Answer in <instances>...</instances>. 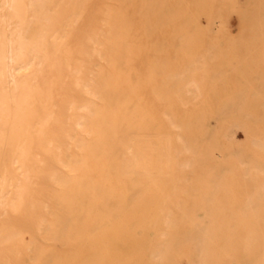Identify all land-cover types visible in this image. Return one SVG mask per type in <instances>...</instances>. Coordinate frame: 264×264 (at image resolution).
Segmentation results:
<instances>
[{"label":"bare ground","instance_id":"obj_1","mask_svg":"<svg viewBox=\"0 0 264 264\" xmlns=\"http://www.w3.org/2000/svg\"><path fill=\"white\" fill-rule=\"evenodd\" d=\"M166 2L0 0V264H264V114L239 85L226 102L223 85L160 79L177 21L225 31L199 23L207 1ZM205 111L226 127L217 160ZM236 175L257 185L235 200Z\"/></svg>","mask_w":264,"mask_h":264},{"label":"rangeland","instance_id":"obj_2","mask_svg":"<svg viewBox=\"0 0 264 264\" xmlns=\"http://www.w3.org/2000/svg\"><path fill=\"white\" fill-rule=\"evenodd\" d=\"M204 1H207L208 9L217 10L219 15L214 17L208 9L203 10L199 14V23L206 26L214 22L216 29L224 27L225 31L221 34H201L197 29L191 28L180 31L181 22L177 21L175 25L179 33L161 40L162 45L159 50L154 51L156 55L154 62L160 63L159 73L162 74L160 79L168 83L177 80L209 81L223 85L226 88L224 95L226 102L233 98L232 86L239 85L246 91L247 97L249 96L248 108L254 114L262 116L264 114V0ZM231 3L235 5V12L226 20L225 16L230 12ZM166 5L169 13L181 8L180 0H167ZM243 12L244 14L241 15ZM239 21L243 22L242 27L239 26ZM211 68H214V71ZM193 96L192 91L186 93L187 98ZM204 113L200 119L201 134L198 143L201 150L208 149L212 158L217 160L223 153L221 138L226 133V127L220 122L219 116L207 111ZM224 113L234 116L236 111L231 107H225ZM232 135L238 147L237 151L246 155L254 150L251 145L256 139L255 136L247 137L237 127L232 128ZM256 185L257 181L253 177L241 180L236 175L230 181L235 200L246 191L254 189ZM233 208H236L235 205ZM233 217L239 219L241 216L233 213Z\"/></svg>","mask_w":264,"mask_h":264}]
</instances>
